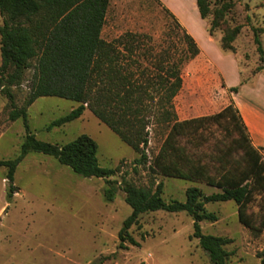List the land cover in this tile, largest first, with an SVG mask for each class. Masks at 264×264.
<instances>
[{"label":"rangeland","instance_id":"rangeland-1","mask_svg":"<svg viewBox=\"0 0 264 264\" xmlns=\"http://www.w3.org/2000/svg\"><path fill=\"white\" fill-rule=\"evenodd\" d=\"M223 3L233 5L226 16L227 25L243 26L234 41V56L230 53L220 55L210 43L205 45L201 40L205 54L201 53L195 61L184 65L183 85L174 99L179 119L220 111L233 100V92L225 88L223 75L232 83L238 74L249 75L262 64L252 26L264 28V0H213V7ZM163 6L174 14L180 11V18L189 26L207 29V21L195 11L194 0H111L103 37L124 42L127 34L136 33L139 36L136 40L145 50L165 41L166 46L174 44L177 55L181 54L186 48L181 28ZM248 15L251 21L247 20ZM2 23L0 14V25ZM222 35L223 31L217 29L213 37L220 40ZM261 39L264 47V33ZM205 55L216 60L220 69L207 65ZM143 61L151 65L154 62L153 59ZM130 62L124 64L135 68ZM195 62L201 64L195 65ZM34 72L33 67L27 69L22 84L12 89L18 106L23 105L28 96ZM240 85L236 86L240 89ZM247 86L250 88L252 84ZM244 92V97L249 98L251 91ZM261 97L256 101L264 108V93ZM9 102L6 94L0 93V160L16 157L26 135L23 120L10 119ZM78 104L59 96L38 98L28 108L31 130L42 140L60 144L82 133L91 135L99 144L100 164L117 170L111 177L118 182L116 197L113 201L105 199L103 189L107 183L104 178L83 177L51 155L30 152L17 167L14 183L18 191L9 198L7 168L0 167V210L4 212L0 214V264H211L199 239L192 236L194 219L185 211L158 210L141 214L138 223L130 228L139 245L126 242L127 247H120V230L132 212L122 189L124 179L153 188L162 181L167 200H186V190L192 185L206 194L219 189L202 181L168 177L150 169L149 164H138L135 161L138 153L89 108L74 121L48 128L53 120ZM149 129L150 142L146 150L152 159L168 127L154 124ZM206 135L204 139L182 140V144L191 155L202 157V162L212 167L217 164L215 157L220 148L229 150L225 145L232 147L237 133L213 125ZM261 151L264 156L263 149ZM206 209L216 212L219 219L202 221L203 232L231 239L227 245L231 252L228 264H261L264 230L256 231L242 224L233 200L207 203ZM251 210H258L257 201Z\"/></svg>","mask_w":264,"mask_h":264},{"label":"trees","instance_id":"trees-1","mask_svg":"<svg viewBox=\"0 0 264 264\" xmlns=\"http://www.w3.org/2000/svg\"><path fill=\"white\" fill-rule=\"evenodd\" d=\"M110 1L0 0L3 17L0 25V93L9 98L10 119L21 118L26 129L20 153L14 158L0 160V167L7 168L8 197L18 191L14 183L18 165L30 152H40L55 157L83 177L104 178L107 183L103 189L105 199H115L118 182L111 177L117 170L100 164L99 144L91 135L82 133L72 141L60 144L42 140L31 130L28 108L38 98H68L78 102V106L53 120L49 129L80 118L89 108L138 153L135 159L138 164H149L150 169L168 177L202 181L219 189L206 194L200 187L192 185L186 190V200H167L162 181L153 188L124 179L122 189L132 212L120 230V247H127L126 242L139 245L130 228L138 223L141 214L158 210L185 211L194 219L192 236L199 239L211 264H228L231 252L227 245L231 239L202 230V221L219 219L216 212L206 209V204L233 200L242 224L256 231L264 230V156L261 148L252 143L234 100L216 113L179 119L174 99L183 85L184 65L201 52L198 42L166 6L164 9L181 28L186 43L181 54L177 55L174 44L166 46L165 41L145 50L136 40L139 37L136 33L127 34L124 42L109 41L103 37V29ZM196 3L201 18L208 23V33L213 36L215 30H222L219 46L224 52L235 53L234 41L243 26L227 25L226 16L233 5L223 3L213 7V0H196ZM247 20L251 21L250 15ZM252 30L262 61L256 71H260L264 70L261 39L264 28L252 26ZM152 59L153 65L146 62ZM126 61H132L135 68L126 66ZM32 67L35 72L28 96L23 105L18 106L12 89L22 84L25 71ZM230 90L236 93L239 87L232 86ZM154 124H165L168 133L151 159L146 149L150 142L149 127ZM213 125L234 130L237 136L232 147L225 145L229 150L220 148L215 157L217 164L210 167L202 162V157L191 155L182 140L204 139ZM237 153H241L239 157L234 156ZM256 201L258 210L253 211L251 206ZM261 264H264V253Z\"/></svg>","mask_w":264,"mask_h":264},{"label":"crops","instance_id":"crops-1","mask_svg":"<svg viewBox=\"0 0 264 264\" xmlns=\"http://www.w3.org/2000/svg\"><path fill=\"white\" fill-rule=\"evenodd\" d=\"M194 7H195V11L197 15H200L196 0H194ZM179 12L180 11H178L177 14L175 15L178 17L179 21L186 28V30L198 42L200 49H201L200 54L201 53L205 54V50H204L205 47L203 46V43L201 41V40H204L205 45H208L210 43L213 46V48L218 51L220 55H222V53H230V54H233L232 56H234V53L224 52L221 49V47L217 45V42L219 44V40L211 36L208 33L205 26L202 28H199L197 26H192V27L189 26L182 18H180ZM199 20L201 19L199 18ZM200 54L197 57H195L193 60L195 61L198 57H200ZM205 56L206 58H208V62H206L207 65H213L214 67H217L218 69H220L218 67L216 60L211 58L209 55H205ZM235 63H236V66H235L236 70L238 71L239 66H238L237 61ZM198 64H201V63L195 62V65H198ZM0 65H1V56H0ZM262 71L264 72V70L250 72L249 75H246V76H242L241 74H238L235 81H233L232 83H228L226 77L223 75L222 72L221 74L223 75V78L225 80L226 89L230 90V87L236 86L238 83L241 84L238 92L236 93L233 92V100L235 104L237 105V107L239 108L240 113L245 121V124L247 125L252 143L257 148H261V150L263 149L264 151V108L260 104H258L256 101V98H262L261 96L264 93V73ZM243 79L246 83L244 81L243 82L241 81ZM248 83L252 84V87L248 88L247 86ZM245 90L251 91L249 98L244 97ZM2 213H4L3 209L0 210V214Z\"/></svg>","mask_w":264,"mask_h":264}]
</instances>
